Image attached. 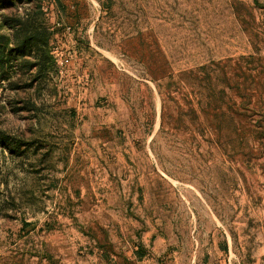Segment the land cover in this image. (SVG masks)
I'll use <instances>...</instances> for the list:
<instances>
[{
  "label": "rangeland",
  "instance_id": "rangeland-1",
  "mask_svg": "<svg viewBox=\"0 0 264 264\" xmlns=\"http://www.w3.org/2000/svg\"><path fill=\"white\" fill-rule=\"evenodd\" d=\"M14 1L53 60L0 79V264H264V0Z\"/></svg>",
  "mask_w": 264,
  "mask_h": 264
},
{
  "label": "trees",
  "instance_id": "trees-1",
  "mask_svg": "<svg viewBox=\"0 0 264 264\" xmlns=\"http://www.w3.org/2000/svg\"><path fill=\"white\" fill-rule=\"evenodd\" d=\"M28 2L32 3L34 0H28ZM55 2L60 11L68 15L69 7L65 3L62 0H55ZM36 4L24 16L10 17L3 15L9 32L0 34V79L7 81L9 87L15 90L32 87L34 79L30 83H20L24 81V77L33 69H36L39 74L43 73L45 64H49V60H53L49 54L51 34L47 25L41 19L43 15L41 4L37 2ZM15 6L14 0H0V9L9 10ZM9 140L10 136L7 134H0L2 145L23 156L25 153L21 150L23 142L16 141L12 143ZM167 174L176 178L175 174L169 171Z\"/></svg>",
  "mask_w": 264,
  "mask_h": 264
}]
</instances>
